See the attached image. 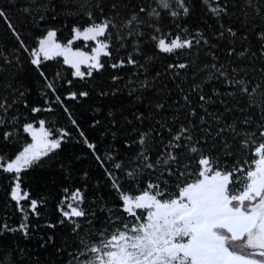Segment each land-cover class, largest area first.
I'll list each match as a JSON object with an SVG mask.
<instances>
[{"label": "snow or ice", "instance_id": "1", "mask_svg": "<svg viewBox=\"0 0 264 264\" xmlns=\"http://www.w3.org/2000/svg\"><path fill=\"white\" fill-rule=\"evenodd\" d=\"M0 22V264H264V0Z\"/></svg>", "mask_w": 264, "mask_h": 264}, {"label": "trees", "instance_id": "2", "mask_svg": "<svg viewBox=\"0 0 264 264\" xmlns=\"http://www.w3.org/2000/svg\"><path fill=\"white\" fill-rule=\"evenodd\" d=\"M18 17V14L17 16H14L13 17V21L15 22L16 19ZM66 34V33H65ZM7 33L5 32V25L3 22H0V37H7ZM76 46H81L80 43H77ZM29 175H33L32 173H29ZM40 175H43V173H40ZM41 184L42 182L41 181H38L36 183H34L33 185V188H32V191H33V194L35 195L36 192H39V191H42L44 189H42L41 187ZM4 203H3V189L0 188V217H2L4 215ZM9 215H11V213L14 211V208H12L11 206H9V208L7 209ZM34 222H39V221H34ZM47 254L46 253H41V257L43 258L44 256H46Z\"/></svg>", "mask_w": 264, "mask_h": 264}]
</instances>
